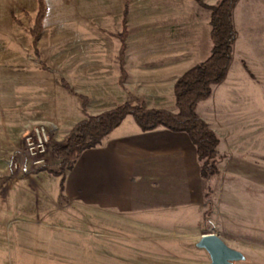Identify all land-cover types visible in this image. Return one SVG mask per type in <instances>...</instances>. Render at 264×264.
<instances>
[{"label":"rangeland","instance_id":"rangeland-1","mask_svg":"<svg viewBox=\"0 0 264 264\" xmlns=\"http://www.w3.org/2000/svg\"><path fill=\"white\" fill-rule=\"evenodd\" d=\"M43 1L45 16L33 34L38 0H0V264H210L207 251L196 246L206 233L245 254L234 264H264V42H252L250 57L237 55L227 77L198 104L220 138L219 173L202 206L181 201L126 218L108 216L65 203L63 175L51 173L60 170L51 149L64 142L67 130L27 116L15 120L13 114L27 106L14 104L11 82L57 83L50 98L71 103L56 114L35 104L32 119H73L76 102L85 109L92 98L106 103L94 111L116 107L129 100L117 103L104 85L116 76L125 84L128 53L130 65L141 59L148 65L155 50L170 48V35L185 27L155 24L161 14L156 0ZM186 1L194 8L184 5V14L209 17L200 2ZM41 124L51 137L43 161L34 165L26 161L25 136ZM60 172L65 180L67 168Z\"/></svg>","mask_w":264,"mask_h":264},{"label":"crops","instance_id":"crops-1","mask_svg":"<svg viewBox=\"0 0 264 264\" xmlns=\"http://www.w3.org/2000/svg\"><path fill=\"white\" fill-rule=\"evenodd\" d=\"M206 1L214 3L217 0ZM241 1L238 0L234 8L237 39L226 77L237 55L250 57L252 42H264V0H244L246 5L242 7L239 5ZM155 2V7L161 9L155 24L184 26L183 32L181 30L170 35V48L155 50V59L149 60L148 65L144 64L142 59L137 65H130L128 53L125 64L129 74L128 80L122 86L116 76V81H107L104 87L108 97L111 92L117 97L114 99L117 103L129 100L138 104L141 100L149 108L164 107L176 111L173 96L176 79L187 69L206 59L211 52L210 15L205 17L197 15L194 11L184 14L180 10L184 5L194 8V2L189 3L186 0ZM142 6L143 4H140L139 7ZM238 10L243 13L241 19L237 16ZM114 72H117V68H114ZM52 86L57 87L58 84ZM52 86L48 87L45 82L36 84L31 80H13L11 97L16 100L13 103L19 106L21 101L27 106V112L16 109L17 113H12L14 119L19 121L27 116V119L33 122H55L68 133L78 121L86 117V114H95L115 107L113 103L108 102L113 106L108 105L94 111V105L105 106L106 103L94 102L92 98L86 103L85 109L76 102L75 110L79 115L73 119L66 116L32 119L30 115L33 113L29 111H34L35 104H42L45 111L53 114L69 106L70 101L65 97L62 99L63 104L59 105L58 101L50 98ZM71 88L75 89L72 86ZM89 91L88 94L94 95ZM76 93L78 92L70 91L71 95L78 97ZM19 114L28 115L22 117ZM20 141L22 143V139ZM63 194L67 205L124 218L134 212H146L147 209L161 210L163 205L181 201L200 206L204 200L200 162L189 135L163 127L142 131L131 115L112 129L100 145L86 149L79 155L73 168L65 175Z\"/></svg>","mask_w":264,"mask_h":264},{"label":"trees","instance_id":"trees-1","mask_svg":"<svg viewBox=\"0 0 264 264\" xmlns=\"http://www.w3.org/2000/svg\"><path fill=\"white\" fill-rule=\"evenodd\" d=\"M210 11V38L212 48L209 56L193 65L177 78L174 84L176 111L166 108H148L145 103L125 102L112 109L97 114H86L67 133L64 142L55 144L51 149L53 158L59 160L60 170H51L54 175H63L60 171L71 170L79 155L86 149L100 145L112 129L117 127L128 115H132L142 131H151L160 127L186 132L196 147L200 162L205 199L210 194V180L219 173L218 154L220 138L198 113V104L212 95L213 86L226 77L232 62L237 31L234 26V8L238 0H218L208 5L197 0ZM39 8L36 23L32 30L41 29V21L46 7L38 0ZM121 55L124 49L122 38Z\"/></svg>","mask_w":264,"mask_h":264},{"label":"water","instance_id":"water-1","mask_svg":"<svg viewBox=\"0 0 264 264\" xmlns=\"http://www.w3.org/2000/svg\"><path fill=\"white\" fill-rule=\"evenodd\" d=\"M196 246L207 251L211 260L210 264H234L246 259L242 251L230 247L216 233L203 234Z\"/></svg>","mask_w":264,"mask_h":264},{"label":"built area","instance_id":"built-area-1","mask_svg":"<svg viewBox=\"0 0 264 264\" xmlns=\"http://www.w3.org/2000/svg\"><path fill=\"white\" fill-rule=\"evenodd\" d=\"M50 137L46 125L34 126L31 132L25 136L26 161H30L34 165L40 164L43 161V156L47 152Z\"/></svg>","mask_w":264,"mask_h":264}]
</instances>
